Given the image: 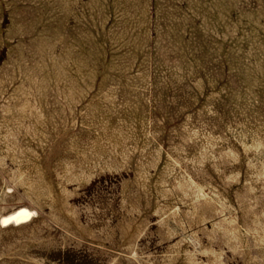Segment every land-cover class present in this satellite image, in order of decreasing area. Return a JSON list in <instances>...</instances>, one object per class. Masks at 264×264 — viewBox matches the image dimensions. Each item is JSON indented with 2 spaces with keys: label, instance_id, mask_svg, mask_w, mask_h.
Masks as SVG:
<instances>
[{
  "label": "rangeland",
  "instance_id": "1",
  "mask_svg": "<svg viewBox=\"0 0 264 264\" xmlns=\"http://www.w3.org/2000/svg\"><path fill=\"white\" fill-rule=\"evenodd\" d=\"M0 264H264V0H0Z\"/></svg>",
  "mask_w": 264,
  "mask_h": 264
},
{
  "label": "bare ground",
  "instance_id": "2",
  "mask_svg": "<svg viewBox=\"0 0 264 264\" xmlns=\"http://www.w3.org/2000/svg\"><path fill=\"white\" fill-rule=\"evenodd\" d=\"M33 214L34 212L26 208H23V207L17 208L13 212L1 218V225L2 226H7V225L18 226L30 220Z\"/></svg>",
  "mask_w": 264,
  "mask_h": 264
}]
</instances>
